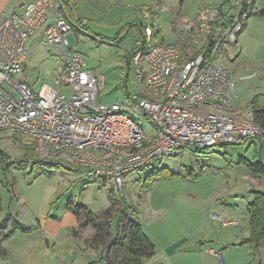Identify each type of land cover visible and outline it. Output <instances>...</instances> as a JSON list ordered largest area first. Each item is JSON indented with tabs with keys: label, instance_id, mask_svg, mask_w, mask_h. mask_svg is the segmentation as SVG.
<instances>
[{
	"label": "rangeland",
	"instance_id": "374dc122",
	"mask_svg": "<svg viewBox=\"0 0 264 264\" xmlns=\"http://www.w3.org/2000/svg\"><path fill=\"white\" fill-rule=\"evenodd\" d=\"M27 1L0 0V24ZM237 1L68 0L71 15L66 9L68 16L64 17L76 24L80 19L85 25L82 32H76L73 27L68 39L71 47H76L75 34L79 35L81 42L76 51L84 56L96 76L104 78L99 100L104 104L121 105L122 111L140 125L147 136H153L148 116L134 99L137 90L129 62L142 40L134 23L139 21L143 26H150L155 42L180 46L188 39L183 30L185 20H196L202 10L211 7L224 6L225 10L233 12ZM256 4L258 9L264 8V0H257ZM144 8L151 9L149 21L141 15ZM253 17L249 24L257 30L259 26ZM41 38L32 42L25 70L16 77L36 90L44 84L55 86L63 70L61 50L48 49ZM256 40L251 34L239 61L252 60L258 54ZM260 79L264 80V76ZM252 82L238 86L240 100L236 105L251 104L259 96L264 106V93L258 95L247 88ZM261 84L263 86L264 82ZM252 143L250 149L241 145L205 151L187 149L173 157L156 159L152 166L129 174L123 194L119 195L112 192L109 181L70 170L73 166L68 163L57 165L56 161L48 160L36 164L35 146L29 137L2 131L0 219L11 215L31 231L17 233L5 241L9 256L5 262L0 258V263L107 264L103 260L107 241L98 244L93 240L97 230L87 222L85 215L91 212L98 216L109 211L111 233L116 236L118 215L125 203L137 212L145 234L155 247L154 257L150 261L143 260V264H219L217 257L208 252L211 249L220 254L226 264H264V250L244 244L250 235L251 192L264 193V176L254 175L239 163L240 158L264 163L261 142ZM161 170L170 171L176 177L153 182L146 191L145 181ZM72 206L86 208L81 220L73 214ZM94 221L100 219L96 217ZM105 224L102 225L106 228ZM115 258L121 259L119 255Z\"/></svg>",
	"mask_w": 264,
	"mask_h": 264
},
{
	"label": "built area",
	"instance_id": "2783aa9c",
	"mask_svg": "<svg viewBox=\"0 0 264 264\" xmlns=\"http://www.w3.org/2000/svg\"><path fill=\"white\" fill-rule=\"evenodd\" d=\"M66 2L28 0L0 24V132L29 137L36 160L68 163L90 178L109 181L112 192L122 195L129 174L156 159L187 149L248 147L254 140L264 148V129L252 109L235 104L239 84L255 79L258 72L237 75L222 62L249 18L243 0L233 12L222 14L219 7H211L196 20H185L188 39L180 46L155 42L146 26V41L131 68L134 99L148 116L153 136L121 105L99 100L104 78L76 51L78 34L76 47H71L68 34L77 27L64 17ZM150 12L144 8L141 15L149 21ZM226 20V27L213 32L215 23ZM40 34L48 49L61 50L63 70L55 86L36 90L16 77L24 72L31 44Z\"/></svg>",
	"mask_w": 264,
	"mask_h": 264
},
{
	"label": "trees",
	"instance_id": "16d2710c",
	"mask_svg": "<svg viewBox=\"0 0 264 264\" xmlns=\"http://www.w3.org/2000/svg\"><path fill=\"white\" fill-rule=\"evenodd\" d=\"M249 0H245V11H248V8L253 6L255 0H252L250 5H247ZM66 9L68 13L71 15V11L68 5V0L66 2ZM223 6L220 7L222 11ZM249 12V11H248ZM223 14V12H222ZM263 14V12L261 13ZM250 15V14H249ZM73 19V18H71ZM138 28L142 40L139 41L140 45L134 49L133 53L130 55V62L131 58L134 57L141 47L144 45L146 41V26L139 21L134 23ZM229 24V21H225L223 24L215 23L213 27V32L217 30L219 26L226 27ZM76 27L82 31L84 30V26L82 24V20H78L77 24L75 23ZM246 24L244 25L245 28ZM212 38H210V42ZM251 109L254 113L255 120L258 124L264 129V109L258 107L257 97L251 103ZM229 147V146H224ZM261 148L263 149L262 145ZM200 151V150H197ZM258 157V154L256 155ZM43 161L36 160V164H42ZM62 162H57V165L61 164ZM240 164H244L249 171H251L256 176H264V163L260 161L250 162L246 159L240 158ZM8 166L11 165H6ZM46 167V165H40ZM52 170V167L49 168ZM49 171L48 174L51 175L53 171ZM70 170L82 172V169L73 168ZM176 174L171 173L167 170L155 171L153 174L150 175L148 181H145L144 189L150 187L151 183L156 182L162 178H175ZM252 201L248 204L249 210V231L250 235L249 238L244 240V244H250L256 250L263 249L264 250V193L261 191L253 190L251 192ZM112 195H109L111 199ZM124 204V209L118 215L117 219V227H116V236H112L111 233V220H109L108 212H103L102 214L94 215L91 212H87L85 217L87 222L91 223L93 227L97 230L96 235L93 237V240L96 243H103L107 241V245L105 249V257L103 260L106 261L107 264H143V260H151L155 255V247L148 236L144 233L142 226L138 220L137 212L134 210H130V208ZM86 208L84 206L78 207H71L73 214L79 220L82 219V211ZM130 211V214L128 212ZM98 217L100 221H94L95 218ZM105 222L106 228L103 227V222ZM10 224V225H9ZM109 225V226H108ZM11 227V228H10ZM30 229H26L22 227L20 223H18L15 219H13L10 215L6 216L5 219L0 222V258L6 259L8 258L9 254L7 250L2 246L3 242L10 240L14 237L17 233H30ZM106 243V242H105ZM101 245V244H100ZM120 256L121 259L118 260L115 256Z\"/></svg>",
	"mask_w": 264,
	"mask_h": 264
},
{
	"label": "crops",
	"instance_id": "0c3cea01",
	"mask_svg": "<svg viewBox=\"0 0 264 264\" xmlns=\"http://www.w3.org/2000/svg\"><path fill=\"white\" fill-rule=\"evenodd\" d=\"M243 2L245 3V0H243ZM251 3H252V0H249L247 2V5H250ZM256 3H257V0H255V3L253 4V6H251L250 8H248V11H249V14L250 15H249V18H248V20L246 22V26H245L243 32L240 34V36L238 38L237 45H235V47H233L229 52H227L224 55V57L222 59V62L224 63V65H226L230 70H232L237 75L238 74L247 73V72L252 71V70H256L258 72V76L255 79L251 80V81H253L252 83H249L246 86H247V88L250 87L251 90L253 91V93L258 94V95H262L264 93V85L262 86L261 83L264 82V80H261L260 77L261 76H264V8H262L261 10L258 9ZM23 5H21V7ZM21 7H20V9H21ZM20 9H19V11H20ZM64 9H65L64 16L65 15L68 16L67 10H66V3L64 5ZM231 10L230 11L225 10L224 9V6L222 8V12H231ZM19 11L16 12V13H19ZM262 12H263V14H261ZM252 16H254L253 18H255L256 23L259 26V29H257V30L255 29V27H254V29H253V27L251 28V25L249 24V21H250L249 19ZM72 24H75V23H72ZM74 26H76V25H74ZM77 31H79L78 28H76V32ZM255 31L257 33H254L253 34V32H255ZM251 34L252 35H255V37L257 38L256 44H257V47H258L257 48L258 54L255 55V57H253L252 60H249V61H246V60L239 61V59H240V57H241V55L243 54V51H244V44H245V42H247V40H249V38H251ZM39 36H42V38H41V42H42L43 39H44V34H40ZM241 37H242V39H241ZM184 42L182 41L181 43H184ZM251 81H248V82H251ZM248 82H244V83H248ZM242 84L243 83H240L239 85H242ZM242 87H243V85H242ZM260 93H262V94H260ZM258 97H257L258 107L261 108V109H264V106L261 105V102H260L261 100ZM239 100H240V96H239V99L236 102H238ZM236 106L238 108H248L249 107L251 109V104H240V105H236ZM252 146H253V143L250 146L246 147V149H250ZM11 217L13 219H15L19 223V221L16 218H14L13 216H11ZM4 219H5V217L4 218H1L0 219V222H2ZM231 226H236V225H231ZM5 243L6 242H3V244H2L3 247H4V244ZM208 252L210 254H212V255H214V253H215L212 249L211 250H208ZM4 260H7V258L6 259H3V261ZM217 260H218V263L219 264H226V262L223 260L222 256L220 258H217Z\"/></svg>",
	"mask_w": 264,
	"mask_h": 264
}]
</instances>
